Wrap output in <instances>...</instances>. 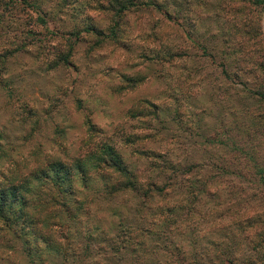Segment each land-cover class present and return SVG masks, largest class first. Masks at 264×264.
Masks as SVG:
<instances>
[{
    "label": "trees",
    "instance_id": "1",
    "mask_svg": "<svg viewBox=\"0 0 264 264\" xmlns=\"http://www.w3.org/2000/svg\"><path fill=\"white\" fill-rule=\"evenodd\" d=\"M68 1L57 0V11L66 10L64 6H68ZM157 1H97V7L110 16L107 33L90 24L73 28L67 32L64 52L54 50V46L46 47L53 56L49 68L70 67L80 32L96 38L87 51L100 49L103 44L119 47L117 36L120 27L125 26L124 16L150 7L160 12ZM194 2L202 12L194 10L196 6L192 1L187 2L185 5L189 3V8L176 12V22H173L190 48L199 49L202 58L214 63V55L206 45L198 44V36L193 32L194 23L209 19L210 13L205 10L209 1ZM263 5L264 0H216L214 4L211 17L223 26L220 49L224 56L218 64L220 75L229 83L234 77L241 87L243 95L235 98L238 108L247 116L240 121L232 119L230 123L236 128L235 135L242 128L244 138L231 139L232 129L220 126L218 132L222 133V138L196 132L199 141L195 144L204 149L203 153L208 147L218 150V154L206 162L188 159L179 163L181 160L176 161L167 149L162 150L165 139L176 145V129L164 121L158 104L147 98L136 99L120 118L110 120L106 127L83 114L80 135L70 145L65 131L69 125L51 120L52 114L40 120L36 110L22 101L17 109L26 122L25 135L15 143L4 142L0 133V264H264V253L258 257L257 251L264 245V226L258 236L250 217H246L247 208L242 206L234 209L226 203L218 212V184L225 176L239 180L244 174L241 160H244L245 170L253 176L259 175L264 185V179L261 180L264 166L258 164L255 156L261 140L256 143L253 138L256 134L264 138V51L260 49L258 33ZM1 7L3 10L11 8L3 2ZM34 7L38 10L37 21L46 24L44 18L51 15L40 10V5ZM161 15L167 22L171 20L168 12ZM145 35V41L147 38L154 42L159 40L157 51L148 48V54L146 50L138 54L142 61L161 58L163 64L171 68L177 60L179 66L185 64V50L177 47L173 52L161 47L159 33ZM259 49L257 56L251 54ZM19 51V46L2 44L0 89L8 82V61L17 57ZM180 70L185 73L177 71L174 82L183 83L192 78L182 67ZM237 72L243 77L254 73L256 78L260 72L258 85L248 88ZM143 78L118 77L114 96L121 97L132 91L141 85ZM240 99L242 105L238 104ZM249 101L256 104L251 109L246 105ZM231 103L229 100L219 110L226 109L233 114L235 107L232 104L230 108ZM80 107L78 103L77 108L82 111ZM49 111L44 113L49 114ZM178 118L174 110L169 121L176 127V122L180 123ZM136 129L143 133H137ZM37 135H43L48 146L36 140ZM98 195L107 199L111 208L113 219L107 224L91 223V202ZM211 198L217 200L216 207L208 209L206 200ZM229 229L246 231L239 237L247 246L246 255L238 258L235 249L225 243ZM196 245L205 248L200 251Z\"/></svg>",
    "mask_w": 264,
    "mask_h": 264
},
{
    "label": "rangeland",
    "instance_id": "2",
    "mask_svg": "<svg viewBox=\"0 0 264 264\" xmlns=\"http://www.w3.org/2000/svg\"><path fill=\"white\" fill-rule=\"evenodd\" d=\"M97 1L99 0H69L68 6H64L66 10L59 12L57 11V0H0V4L3 2L5 6L10 5L11 7L8 10L0 8L3 13L0 17V48L5 43V47L14 45L19 46L21 50L16 54L17 57L9 59L8 84L6 83L0 89V133L4 142L19 143V139L25 135L26 122L23 120L22 112L17 109L22 101L36 110L40 120L52 114L51 120L58 123L64 121L65 125H69L65 131L67 143L70 145L80 135L83 114L84 116L86 114L92 122L106 127L107 122L116 121L122 112L139 98H147L157 103L158 109L165 116L164 121L168 126L176 129V145H172L171 140L166 141L165 139L162 150L167 149L171 153L168 154L176 158V161L181 160L179 163L188 159L206 162L209 157H215L218 154V150L214 147H208L205 153L202 151L204 149L197 147L195 144L199 141L197 131L201 135L202 132H206L208 135L222 138V133L218 132L220 126L232 129L229 133L230 137H226L234 140L244 138L242 128L240 133L235 135L236 128L230 124L232 119L240 121L247 116L238 108L235 98L237 95H243V92L241 87L235 83L234 77H231L233 81L230 83L232 84L224 80L218 67L223 55L220 49V30L223 26L219 21H213L211 17L215 10L216 0H208L205 10L210 13L209 19L194 23L193 30L195 36H198V44L206 45L208 51L214 55V63L207 58H202L199 49L190 48V44L184 40L181 31L176 27V12L189 8V3L185 5L187 2L192 1L196 6L194 10L202 12L197 2H194L195 0H158L160 12L150 7L124 16L125 26L120 27V33L117 36L119 47L116 44H103L100 49L87 51L88 46L96 38L91 34L80 32L81 37L74 45L70 67L63 68L58 65L50 69L53 56L46 47L50 45L53 48L54 46V50L64 52V40L68 38L67 32L73 28H81L84 24H90L100 32L107 33L111 25L110 16L97 7ZM34 5H40L38 7L40 10L43 9L51 15L44 18L46 24L37 21L38 10ZM162 12H168L171 17L169 22L166 21L165 16L163 18ZM259 22L260 49L264 51V5L260 11ZM34 32H36L35 36H33ZM153 32L154 34L159 33L162 41L161 47L173 52L177 47L185 50L187 58L186 56L183 58L185 59L183 66H179V60H175L176 64L171 70V67L163 64L161 58H153L146 62L137 57L145 50L147 54L150 50L157 51L156 42L159 40L157 37L156 42L151 38L145 41V34ZM143 36L145 37L142 39ZM250 36L254 38L253 32ZM145 46L146 49H144ZM148 48H150L149 51ZM260 49L251 54L257 56ZM181 67L192 78L183 83H176L173 78L177 71H181ZM237 74L242 82H246L248 88L256 87L258 78L261 76L260 72L257 78L254 73L248 77H243L240 72ZM122 75L143 76L144 80L132 91H128L121 97H115L113 89L118 85V77ZM229 100L232 101L229 106L231 108L233 104L235 112L230 113V108H228L230 111L228 117L227 110L221 111L219 107L225 106ZM78 103L82 111L77 108ZM238 104L242 105L243 100L240 99ZM254 104L249 101L246 105L248 109H251ZM46 110H50L49 114L44 113ZM174 110L178 112V119H180L179 125L176 122V127L169 121ZM246 112L249 111L246 110ZM136 132L143 133L139 129H136ZM166 133L169 134L168 131ZM257 136V134L253 136L255 142L258 143L256 140L261 141L258 143L259 147L255 156L258 164L264 166V138L260 139ZM35 139L42 141L44 147L48 146L43 135H37ZM166 142H170V145H164ZM240 162L241 172L244 174L239 177V180L236 177L225 176L218 184L220 187L218 212L222 207L225 208L226 203L234 209L239 206L247 208L246 217H250V223L253 227L255 225L259 236L264 226L262 206L264 205L262 203L264 185L258 179L259 175L253 176L251 172L245 170L244 160ZM251 175L253 178H250ZM263 179L264 175L261 176V180ZM253 192L256 197L252 194ZM206 202L208 209L216 207V199L211 198ZM251 205H254V208L250 207ZM110 209L107 199L101 198L100 195L95 197L91 202V223L111 222L113 216H111ZM245 233L246 231L238 232L237 229H229L226 233L228 240L225 243H229L231 249H235L238 258L248 253L247 246L239 240L240 234L245 235ZM199 236L200 234L197 235ZM195 247L201 251L204 246L196 245ZM257 251L260 257V254L264 253V245Z\"/></svg>",
    "mask_w": 264,
    "mask_h": 264
}]
</instances>
